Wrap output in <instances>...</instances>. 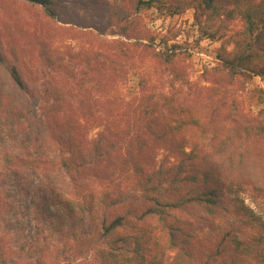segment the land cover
Masks as SVG:
<instances>
[{
	"label": "trees",
	"instance_id": "16d2710c",
	"mask_svg": "<svg viewBox=\"0 0 264 264\" xmlns=\"http://www.w3.org/2000/svg\"><path fill=\"white\" fill-rule=\"evenodd\" d=\"M192 6L210 38L241 22L204 83L145 19ZM254 77L264 0H0V264H264Z\"/></svg>",
	"mask_w": 264,
	"mask_h": 264
},
{
	"label": "rangeland",
	"instance_id": "374dc122",
	"mask_svg": "<svg viewBox=\"0 0 264 264\" xmlns=\"http://www.w3.org/2000/svg\"><path fill=\"white\" fill-rule=\"evenodd\" d=\"M145 19L148 27L157 35L158 40L163 38H172L170 43H178L182 45L181 50L190 52L193 55V65L190 70V79L204 83L203 72L206 68L214 66L218 61V53L222 46H227L229 49L233 45H228L229 41L234 37L238 30L241 29V22L235 20L230 24L222 38H210L204 34L202 27L206 25V17L203 9L192 6L187 8L184 12L178 14H169L168 12H161L156 9H150L145 12ZM107 38H116L118 35L105 34ZM159 45V47H163ZM139 60L136 65H139ZM152 70L151 62L145 61L142 69ZM146 69V70H147ZM140 68H133L130 73V79L120 84L123 89L136 88L138 83V71ZM264 88V78L254 77L251 83H246L240 98L242 105L248 110L255 103V94L259 88ZM258 107V106H257ZM256 109V108H255ZM243 197L247 205L252 207L257 214L264 221V198H259L258 201L252 196V192L247 188ZM245 227L250 229L249 226Z\"/></svg>",
	"mask_w": 264,
	"mask_h": 264
}]
</instances>
